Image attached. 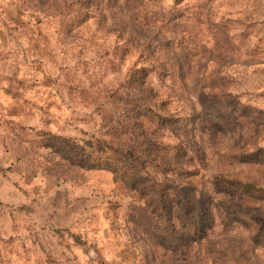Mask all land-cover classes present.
Masks as SVG:
<instances>
[{
    "label": "rangeland",
    "instance_id": "374dc122",
    "mask_svg": "<svg viewBox=\"0 0 264 264\" xmlns=\"http://www.w3.org/2000/svg\"><path fill=\"white\" fill-rule=\"evenodd\" d=\"M217 95L234 113L202 131ZM123 144L133 187L107 168ZM258 151L264 0H0V264H264V196L212 181L264 190ZM188 194L199 238L167 250L153 216Z\"/></svg>",
    "mask_w": 264,
    "mask_h": 264
},
{
    "label": "trees",
    "instance_id": "16d2710c",
    "mask_svg": "<svg viewBox=\"0 0 264 264\" xmlns=\"http://www.w3.org/2000/svg\"><path fill=\"white\" fill-rule=\"evenodd\" d=\"M233 99V97L231 95H217L214 96V98H212L211 102L213 104V106H217L218 110H216V115L215 117H212V119H200L198 120V126L200 127V129L202 131L208 130V131H215L216 127V123L218 124H222L223 121H225V119H221V117L219 116V113H223L224 114H233V104H229V102ZM235 99V98H234ZM135 108L139 111L138 115L142 116L143 118H146L145 120H147V122H150L149 120L154 121L152 124H154V130H164L166 128H168V126H170L171 124L177 123V121H174L172 119H169L168 117H165L163 114L154 111L150 106H148L146 103H142V102H137L135 104ZM229 112V113H227ZM149 118V120L147 119ZM230 122H232L231 119ZM215 122V123H214ZM223 126V125H222ZM139 127V125H138ZM134 129H138L135 125ZM122 151H117L119 154L117 155V157H114L111 159L110 162V166L107 167L108 170L112 171V173H114L117 177H119L120 179H122L123 181H125V183H127L129 186H135L136 184H138V178H137V172L133 171L132 169H130V166H128L127 162L124 161V159L122 157L125 156V153L123 152V150H130V152H135L128 144H123L121 145ZM188 148V147H187ZM135 154V153H133ZM141 155V153H140ZM252 155L255 156H264V152H256L253 153ZM133 157V156H132ZM132 159H134L136 162L139 161V158L137 157H133ZM238 159H240V162L243 163H247V161L245 159H243V157H238ZM186 161L185 162V166L183 164H179V160L178 157L174 159L172 166L176 167L177 166V170L175 171V177L179 180V182L186 186V189H191L192 184L190 181V177H192V175H196V173H191L188 172L185 167L188 166H192L193 167V159L186 157ZM249 162V161H248ZM196 168V167H195ZM193 167L192 170L196 169ZM213 180V186L218 188L219 186L225 187L228 190H232L231 192L234 194H238L240 196H250V197H258V196H264V190H262L261 188H258V186L255 183H251L248 181H241V180H237L235 177L233 176H223V175H219V176H215L214 178H212ZM225 189V190H226ZM218 190V189H216ZM225 190H223L225 192ZM232 194V195H234ZM169 200H167L166 202H168ZM169 203H171L172 207L170 208V211L168 212H164L163 208L159 205V211L161 213V215H155L153 217H155L156 220V229L159 231V233L162 235L163 237V243L165 249L167 250H172V251H179L182 247H184L187 242L189 241L190 238L196 239L199 238L200 235V229H199V225L196 222V217H195V210H196V200L193 196L188 194V197H186L185 199V204L183 206V209H180V207L175 206L174 203L172 202V200L169 201ZM160 204V203H159ZM161 207V208H160ZM172 208H176L175 211L173 212L171 209ZM173 215L174 218L177 220V222L179 223V228L176 229L172 224L171 221L173 219ZM255 224L256 227L261 230H264V220H262L260 218L259 215H256L255 217H253L252 220ZM161 246V245H160ZM163 247V246H161Z\"/></svg>",
    "mask_w": 264,
    "mask_h": 264
}]
</instances>
